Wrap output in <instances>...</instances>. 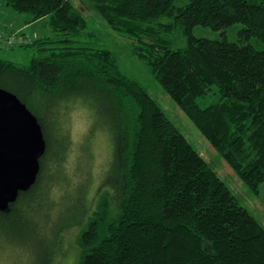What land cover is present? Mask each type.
Listing matches in <instances>:
<instances>
[{
  "label": "trees",
  "instance_id": "trees-1",
  "mask_svg": "<svg viewBox=\"0 0 264 264\" xmlns=\"http://www.w3.org/2000/svg\"><path fill=\"white\" fill-rule=\"evenodd\" d=\"M3 1L31 20L45 18L52 36L23 45L37 50L25 65L0 58V86L26 105L37 93L46 100H79L91 112L90 131L106 130L111 140L101 184L106 192L79 231L78 264H264V227L146 89L121 72L112 51L94 43L72 0ZM177 1L90 0L257 192L264 181V47L251 40L264 44V0ZM162 16L173 21L159 22ZM236 23L241 27L230 40L227 29ZM177 25L186 43L172 48ZM197 25L219 31L218 37L195 35ZM56 107V100L45 111L29 107L42 127L45 152L48 124L57 130L60 122ZM45 152L35 183L0 211L1 219L26 214L24 206L40 202ZM61 229L53 236L57 250Z\"/></svg>",
  "mask_w": 264,
  "mask_h": 264
},
{
  "label": "rangeland",
  "instance_id": "rangeland-1",
  "mask_svg": "<svg viewBox=\"0 0 264 264\" xmlns=\"http://www.w3.org/2000/svg\"><path fill=\"white\" fill-rule=\"evenodd\" d=\"M72 2L90 24L94 43L112 51L121 72L146 89L186 139L213 165L240 203L264 227V181L257 192L252 191L153 78L150 68L131 53L126 39L102 21L90 0ZM177 3H180L179 0ZM29 18V14L16 12L0 0V58L25 65L37 50L23 45L37 37L52 36L45 18L35 22ZM158 21L172 22L173 18L162 16ZM240 27L241 24L236 23L227 29L230 40H236ZM193 33L208 38L219 35V31L202 25L195 26ZM8 37L12 38L8 40ZM170 39L172 48L184 47L186 40L179 25L174 27ZM251 42L257 48L264 47L257 38H252ZM53 100H56V108L59 109L60 122H57V130L53 124H48L51 145L45 152L47 163L38 191L40 202L35 200V203L24 206L26 214L11 219L0 218V264H78L81 253L77 243L79 231L84 227L87 215L96 208L101 193L106 192V187L101 188V184L111 156L108 133L100 128L90 131L91 112L79 100H46L41 93H37L26 106L45 111ZM47 184L45 195L44 186ZM43 196L45 198L41 199ZM66 224L69 225L66 227ZM60 226L63 229L59 231L60 249L57 250L52 242L55 229Z\"/></svg>",
  "mask_w": 264,
  "mask_h": 264
},
{
  "label": "water",
  "instance_id": "water-1",
  "mask_svg": "<svg viewBox=\"0 0 264 264\" xmlns=\"http://www.w3.org/2000/svg\"><path fill=\"white\" fill-rule=\"evenodd\" d=\"M46 142L37 117L14 93L0 86V211H8L40 170Z\"/></svg>",
  "mask_w": 264,
  "mask_h": 264
},
{
  "label": "crops",
  "instance_id": "crops-1",
  "mask_svg": "<svg viewBox=\"0 0 264 264\" xmlns=\"http://www.w3.org/2000/svg\"><path fill=\"white\" fill-rule=\"evenodd\" d=\"M40 19H43V18H40ZM40 19H37V20H40ZM29 20H31V18H29ZM37 20H31V21H37ZM21 38H24V37H21Z\"/></svg>",
  "mask_w": 264,
  "mask_h": 264
},
{
  "label": "built area",
  "instance_id": "built-area-1",
  "mask_svg": "<svg viewBox=\"0 0 264 264\" xmlns=\"http://www.w3.org/2000/svg\"><path fill=\"white\" fill-rule=\"evenodd\" d=\"M10 38H12V37H8V40H9Z\"/></svg>",
  "mask_w": 264,
  "mask_h": 264
}]
</instances>
